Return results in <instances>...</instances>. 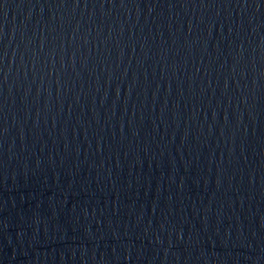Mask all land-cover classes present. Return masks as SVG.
<instances>
[{
	"label": "water",
	"instance_id": "obj_1",
	"mask_svg": "<svg viewBox=\"0 0 264 264\" xmlns=\"http://www.w3.org/2000/svg\"><path fill=\"white\" fill-rule=\"evenodd\" d=\"M0 264H264V0H0Z\"/></svg>",
	"mask_w": 264,
	"mask_h": 264
}]
</instances>
